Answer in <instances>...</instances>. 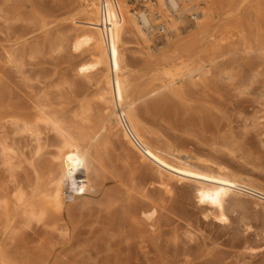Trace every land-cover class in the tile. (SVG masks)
<instances>
[{
    "label": "bare ground",
    "instance_id": "obj_1",
    "mask_svg": "<svg viewBox=\"0 0 264 264\" xmlns=\"http://www.w3.org/2000/svg\"><path fill=\"white\" fill-rule=\"evenodd\" d=\"M11 1L3 0V6ZM201 1L206 7L198 5L200 18L190 24L170 17L165 1L158 0L153 9L159 10L156 18H166L169 34L152 39L144 31L151 24L146 13L135 15L126 0H116L111 16L119 104L99 27V0H74V14L65 19L75 31L71 52L82 57L75 75L94 81L76 110L51 111L49 94L29 107L0 94V161L13 183L0 188V264H51L47 258L52 250L45 248L50 240L70 241L81 227L101 231L107 236L106 244L116 240L144 253V226L154 227L166 207L146 193L138 198L110 170V149L121 141L137 153L160 189L169 195L177 186L188 189L208 216L226 222L244 199L264 207V186L256 180L189 150L176 153L155 129V115L165 121L193 111L192 90L212 79L235 82L240 94H249L260 74L255 60L264 63V32L257 34L255 44L250 43L239 17L247 0ZM172 4L177 7L173 0ZM12 14L17 17L18 10ZM49 29L46 24L41 27L42 32ZM63 48L61 41L58 51ZM38 52L31 49L29 55ZM136 54L140 59L133 57ZM238 56L247 59L243 64L248 69L231 60ZM7 57L23 69L16 51ZM138 64L143 72L137 71ZM139 80L146 83L145 90ZM120 113L148 155L124 127ZM15 132L29 141L27 151L12 137ZM141 199L143 204L137 205Z\"/></svg>",
    "mask_w": 264,
    "mask_h": 264
},
{
    "label": "rangeland",
    "instance_id": "obj_2",
    "mask_svg": "<svg viewBox=\"0 0 264 264\" xmlns=\"http://www.w3.org/2000/svg\"><path fill=\"white\" fill-rule=\"evenodd\" d=\"M126 1L135 15L147 10L154 25L167 21L155 18L159 10L153 7L158 4ZM193 4L206 7L201 0H193ZM244 4L239 17L248 41L255 44L257 34L264 32V0H247ZM73 7L74 0H12L6 7L0 0V8H4L0 12V94L10 96L22 107L49 94L50 109L58 113L74 111L86 99L94 81L75 75L82 57L71 52L75 31L65 21L74 14ZM15 10L17 17L12 14ZM44 24L50 27L47 32L41 31ZM144 31L152 39L156 36ZM61 41L64 48L58 51ZM31 49H38V54L31 57ZM12 51L23 62V69L9 61L7 53ZM88 56L87 52L83 57ZM231 60L249 68L243 64L247 59L241 56ZM255 67L260 74L249 94H240L235 82L212 79L192 90L193 111L166 117L165 121L160 115L153 119L155 129L176 153L189 150L200 159L225 164L264 186V63L256 59ZM143 68L141 64L136 66L138 72ZM139 82L140 89L145 90L146 83ZM146 102L153 104L151 99ZM12 137L27 151V139L16 132ZM109 161L113 174L138 198L146 193L166 207L154 227L144 226V253L135 245L118 244L116 240L106 244L107 236L101 231L81 227L70 241L59 237L50 240L45 248L52 250L47 258L51 264H264V207L244 199L230 212L229 220L221 222L205 214L188 189L177 186L171 195L166 194L154 183L153 174L137 153L123 141L111 147ZM112 183H108L110 187ZM12 185L0 161V188ZM142 204L141 199L137 205Z\"/></svg>",
    "mask_w": 264,
    "mask_h": 264
},
{
    "label": "built area",
    "instance_id": "obj_3",
    "mask_svg": "<svg viewBox=\"0 0 264 264\" xmlns=\"http://www.w3.org/2000/svg\"><path fill=\"white\" fill-rule=\"evenodd\" d=\"M137 3H147L151 6H156L158 4V0H135ZM167 9H169L170 14L179 19H185L190 24L196 23L200 18V11L199 7L196 4H193L190 0H173L177 7H174L172 4V0H164ZM116 0H99V27L102 33V38L104 45L108 52V58H109V70L110 75L112 79V86L114 90V96L116 98V103L119 104V98L117 94V76H118V67L116 65L115 61V49H114V28H115V22L111 16L112 8L115 5ZM141 4V5H143ZM146 8V7H145ZM145 13L147 17H149V13L147 10H145ZM157 14H155L156 18ZM141 21V18H139ZM159 19V18H158ZM143 24V22H141ZM144 27V24H143ZM144 29L149 32L150 34L154 33L156 36H166L169 34L168 28L165 24V22L159 23V24H150L147 27H144ZM118 107V106H117ZM120 117L122 119V123L124 127L128 130V133L131 135L133 140L136 142V144L142 149L144 153L147 154L146 150L141 147V145L138 143V141L133 137L131 132L128 129V126L126 124V121L120 113ZM148 155V154H147Z\"/></svg>",
    "mask_w": 264,
    "mask_h": 264
}]
</instances>
